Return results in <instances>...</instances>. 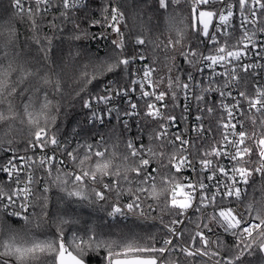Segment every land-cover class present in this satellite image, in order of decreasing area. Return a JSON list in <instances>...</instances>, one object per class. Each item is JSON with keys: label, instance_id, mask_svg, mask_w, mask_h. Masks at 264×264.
<instances>
[{"label": "snow or ice", "instance_id": "obj_1", "mask_svg": "<svg viewBox=\"0 0 264 264\" xmlns=\"http://www.w3.org/2000/svg\"><path fill=\"white\" fill-rule=\"evenodd\" d=\"M139 3L162 18L166 42L158 38L146 41L143 34H137L134 51L125 54L126 37L121 30L122 25L127 28L124 0H106L100 18L86 15L85 21L89 28L102 29L100 38L106 35L103 30L114 34L113 53L95 64L91 74H83L85 84L76 93L80 96L87 85L110 73L127 74L123 87L109 80L82 101L93 122L104 124L105 117L111 119L115 113L117 122L130 131V119L141 116L131 99L139 90L137 99L145 102L144 122L156 127L147 133L142 127L137 136L123 140L117 134L108 140L103 135L98 141L77 140L74 147L62 142L51 131L59 104L49 99L47 91L52 86L54 93L62 92L60 80L53 82L47 74L26 67L20 59L14 24L0 28V35L6 34L0 42V150L5 153L0 172L11 181L0 184V218L17 217L27 225L36 215L29 208L37 206L47 217V193L53 184L67 199L105 213L91 222L61 216L54 236L43 238L0 219V264H90L92 257L100 264H251L247 258L257 252L264 264V84L254 82L250 93L247 79L264 73V0ZM11 10V21L26 20L30 25L32 40L45 58L53 37L44 35L42 45L39 30L48 16L47 26L54 32H63V25L72 23L78 30L73 39L89 35L76 22L78 13L89 10L88 0H11ZM139 15L143 20V12ZM237 19L238 24L234 23ZM144 30L141 24V33ZM92 36L96 38V34ZM148 44L154 53L156 49L165 53L163 74L157 75L160 69L155 55L149 63L133 67L149 60L144 51ZM178 58L186 69L177 64ZM14 73H18L15 80ZM212 95L219 97L217 106L226 113V118H219L220 139L211 135V122L208 127L204 124L216 112ZM179 96L185 101L180 117L185 127L176 133L171 128L177 116L167 111L165 100L175 110L180 107ZM119 97L127 98V108L122 110L115 103ZM193 106L195 122L189 127ZM246 121L251 131L245 127ZM210 138L212 143H208ZM21 150L26 154L19 155ZM29 151L33 155H27ZM225 159L230 166L221 163ZM36 167L43 169V176L34 175ZM25 168L28 171L22 180ZM186 170L195 179L184 176ZM38 181L44 182L39 192ZM152 212L158 215L152 216ZM128 214L159 219V235L130 237L113 232L111 221ZM35 226L40 227L39 223ZM66 226L72 229L67 235Z\"/></svg>", "mask_w": 264, "mask_h": 264}, {"label": "trees", "instance_id": "obj_2", "mask_svg": "<svg viewBox=\"0 0 264 264\" xmlns=\"http://www.w3.org/2000/svg\"><path fill=\"white\" fill-rule=\"evenodd\" d=\"M106 0H90L89 10L87 12L81 11L78 13L79 19L76 21L80 24L81 29L89 32L88 36H81L80 40L73 39V35L78 33V30L74 28L72 23L63 25V32L53 31L47 26V21L51 20V15L46 18L44 24L40 28L41 44H45L43 40L44 35L53 37L51 51L48 52L45 58L43 51L40 47L35 44L32 40V33L30 31V25L26 20L11 21L12 16L11 0H0V28L10 27L14 24L18 31V40L16 41L17 47L20 50V59L25 63L26 67H30L33 71L37 69L40 71V75L47 74L53 82L57 79L61 82L62 92L54 93L52 86H47L49 93V99L53 100L54 103L59 104V114L55 124V127L51 131L56 132L58 138L64 142L67 141L71 146H75L77 140L83 142L84 139L90 141H98L100 135H103L106 140L109 137H114L117 134L121 139H125L129 136L135 137L138 135L140 128H144L145 133L155 125V123L145 124L143 116H141L140 124H133L130 127V131H126L123 128L122 123H118L114 118L112 120H106L103 126L89 122V110L83 108L82 101L87 98L88 92L97 93L100 89L107 84L109 80H116L118 86L123 87L128 79L127 74L118 72L116 74H108L103 78L93 81L92 84L86 86V91L81 92L80 96L76 93L80 91L81 87L85 84L84 73L91 74L95 64L99 61L106 59L113 53V46L111 40L115 38L114 34L110 30H103L106 32L104 38L99 37V33L102 29L98 27L89 28L88 23L85 21V16H90L93 19H99L101 9ZM125 16L127 21V28L121 26V30L125 33L126 37V49L125 54H130L134 51L132 43L134 37L137 34H143L147 40L159 41L167 40V31L163 23L162 18H158L155 13H149L147 8H141L139 0H124ZM143 12V20L140 18V13ZM152 15L151 21L148 20V16ZM57 24L61 22L56 21ZM141 24H143L144 31L141 33ZM92 34H96V38H93ZM174 35V34H173ZM6 39L5 35H0V42ZM145 54L149 57L146 63L150 62L153 55L158 57V63L156 67L160 69L159 74H163L166 71L164 68V55L162 49H156L155 53L152 50V45H146ZM3 61H0L2 63ZM177 64L182 68L186 69L187 66L183 60L178 58ZM18 73L13 74V80L16 79ZM175 75V73H173ZM36 83L35 80L32 81ZM164 88L161 85V90ZM44 89H42L43 91ZM27 97H25L26 100ZM182 96H179L180 100ZM169 108L172 109L171 101L167 98ZM17 104L20 103L19 97L15 101ZM173 110V109H172ZM2 127V125H0ZM79 132L77 136L73 130ZM144 142L147 143V135L144 136ZM22 149V145L18 146ZM24 151H19L18 154ZM5 153L0 150V161L3 160ZM36 176H43V169L37 168L35 172ZM55 175V172H53ZM45 179H47L45 177ZM0 183H3L0 180ZM259 178H256L257 188L255 193L257 199L259 198ZM44 186L43 181H38L36 190L39 192ZM249 193H252V189H249ZM47 217L42 215L41 207L37 206L31 209V212L35 211L36 215L30 217L31 223L24 224L22 220H15L13 218L2 217L0 219L6 220V222L12 225L16 229H30L33 233L43 238L44 236H54L56 227L61 216H79L82 219H87L89 222L98 221L100 218L105 216L103 211H100L98 207L90 206L86 203H77L74 200H69L65 197V194L56 185H50V190L47 193ZM152 203V201H147ZM152 216H157L158 212H152ZM167 218V217H166ZM159 221V219H156ZM39 223L40 227L37 228L35 225ZM111 225L113 226V232H121L130 237H143L149 234L159 235L160 227L144 222L138 219H127V220H112ZM72 229L66 226V235ZM227 242L230 244L231 239L228 238ZM251 264H261V255L257 252L255 255L247 258ZM90 264H100V260L96 257H92Z\"/></svg>", "mask_w": 264, "mask_h": 264}, {"label": "built area", "instance_id": "obj_3", "mask_svg": "<svg viewBox=\"0 0 264 264\" xmlns=\"http://www.w3.org/2000/svg\"><path fill=\"white\" fill-rule=\"evenodd\" d=\"M90 0H88V3H89ZM234 23L238 24L239 21L238 19L234 21ZM251 55V53H250ZM146 62L145 61H142V62H137V64L133 65V67H140L142 66L143 64H145ZM251 71V70H250ZM248 79V91L251 93V85L254 83V82H259L261 84H264V73H262V75L260 77H255L253 78L251 75H249L247 77ZM140 93H139V90H137L136 93H132L131 94V99L133 102H136L138 104V108L140 109L141 111V116H143V113L145 111V102L143 100H138L137 97H139ZM234 95H235V92H234ZM210 99L212 100L213 102V106H217L218 105V100H219V97L217 95H212L210 97ZM184 99L183 97L179 100V104H180V107L178 108H175V110H172V109H168L167 111L171 114H174L177 116V121L176 123L172 126L171 128V131L172 132H176V133H179L183 130V128L185 127V123L182 119H180L181 117V113H182V108H183V104H184ZM227 103H231L230 100L226 101ZM115 103L123 110L125 108H127V98L125 97H119L116 99ZM165 103H168L167 101V98L165 100ZM192 105L195 104V101H191L190 102ZM195 115V107H191L190 109V113H189V127L191 126L192 123H194V117ZM223 115L225 118H226V113H223L222 110L217 106L216 108V112L210 116V117H206L205 120H204V124H205V127H208L209 123L211 122V125H212V128H213V132H212V136H214L216 139H220V129L218 128V123H219V118L220 116ZM141 116L140 117H132L129 121V124H130V127L133 126V124H138L137 121L141 119ZM115 118V113L113 114V117L111 119H108L107 116L105 117V123H106V120H112ZM89 122L91 123H94V124H97L99 126H103L104 124H100L98 121L96 122H93L92 120H89ZM156 125H154L153 127L151 128H155ZM245 127L251 131L252 128H251V125L250 123H248L246 121L245 123ZM208 143H212V140L211 138L209 139ZM207 146V145H206ZM46 152L49 151L48 149L45 150ZM26 153L23 152L19 155H25ZM50 154V153H49ZM27 155H33V153L31 151H29L27 153ZM37 157L40 155L39 152H37L35 154ZM57 155L59 156V153H57ZM67 162V161H66ZM221 163L225 164L226 166H230L229 165V162L225 159V160H222ZM38 167L35 168L34 170V175L36 176L35 172H36V169ZM28 171L27 168H25V171L21 173V179H25V173ZM184 176H188L190 178H193L195 179V174L193 172H191L190 170H186L184 173H183ZM0 180L3 182V183H0V184H5V185H9L11 183V181L8 180L7 178V174L6 173H3V172H0ZM31 207L29 208V213H31ZM13 219L15 220H21L20 218H17V217H12ZM138 219V220H141V221H144V222H148V223H152V224H155L159 227L160 226V221L158 220H153L151 217H139L137 215H134V214H128L127 216H118L115 220H127V219ZM231 239V238H230Z\"/></svg>", "mask_w": 264, "mask_h": 264}]
</instances>
